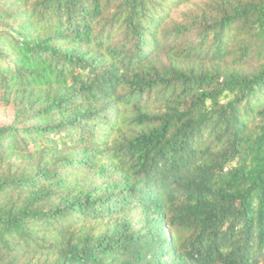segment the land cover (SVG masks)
Listing matches in <instances>:
<instances>
[{
	"label": "trees",
	"instance_id": "16d2710c",
	"mask_svg": "<svg viewBox=\"0 0 264 264\" xmlns=\"http://www.w3.org/2000/svg\"><path fill=\"white\" fill-rule=\"evenodd\" d=\"M0 0V264H264V0Z\"/></svg>",
	"mask_w": 264,
	"mask_h": 264
},
{
	"label": "rangeland",
	"instance_id": "374dc122",
	"mask_svg": "<svg viewBox=\"0 0 264 264\" xmlns=\"http://www.w3.org/2000/svg\"><path fill=\"white\" fill-rule=\"evenodd\" d=\"M211 1L212 0H195L189 4L181 6L172 13L170 20L181 22L184 20L185 14H189L191 12L199 13L201 10H205ZM7 114L6 110L0 108V125L9 124L10 120Z\"/></svg>",
	"mask_w": 264,
	"mask_h": 264
}]
</instances>
